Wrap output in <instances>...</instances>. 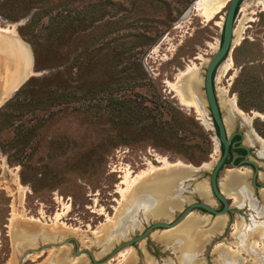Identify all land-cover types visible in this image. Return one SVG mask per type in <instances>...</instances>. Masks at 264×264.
Returning a JSON list of instances; mask_svg holds the SVG:
<instances>
[{"label": "rangeland", "instance_id": "rangeland-1", "mask_svg": "<svg viewBox=\"0 0 264 264\" xmlns=\"http://www.w3.org/2000/svg\"><path fill=\"white\" fill-rule=\"evenodd\" d=\"M194 1L0 0V26L17 33L30 68L23 89L0 104V264H18L26 248L31 249L19 264H230L223 254L236 255L239 264H264V248L259 247L264 237V194L252 187L239 211L219 215L226 216L220 230L212 228L215 215L192 209L187 218L207 214L210 219L195 235L160 239L180 228L184 217L176 226L154 228L134 244L122 246L105 262H92L86 251L74 254L85 248L101 260L115 244L150 222L170 220L189 202L202 199L189 185L164 188L157 200L180 198L168 215H153L140 206L129 217L132 226L128 224L124 234L109 235V224L104 225L122 209L117 186L125 170L130 168L135 176L147 161L157 165V155L201 165L194 184L208 183L220 145L202 78L215 50L212 46L220 40L226 5L205 20L193 9ZM260 8L254 0H239L233 21L236 31L220 60L229 53L232 67L216 81L217 65L213 80L227 133L243 132L248 157L258 165V182L264 178V155L248 136L252 130L264 139V10ZM241 24L243 37L235 43L232 39ZM196 53L202 54V62L193 58ZM192 58L198 63L197 97L209 126L165 83ZM230 97L242 115L232 110ZM144 109L149 113H138ZM227 167L228 163L219 170L218 185L231 173ZM160 173L155 170L157 176ZM211 197V205L219 207ZM227 200L231 207L238 205ZM249 226L255 235L247 237ZM96 227L104 228L97 233ZM255 240L259 245L253 244ZM128 247L134 252L125 259L116 255Z\"/></svg>", "mask_w": 264, "mask_h": 264}, {"label": "bare ground", "instance_id": "bare-ground-1", "mask_svg": "<svg viewBox=\"0 0 264 264\" xmlns=\"http://www.w3.org/2000/svg\"><path fill=\"white\" fill-rule=\"evenodd\" d=\"M256 2V5H259L261 8L260 10H264V0H254ZM227 3V0H195L193 4V9L197 10L198 13L203 16L205 20L211 19L214 14L219 12L222 8L225 7ZM247 17V16H246ZM222 18V17H221ZM247 21L253 20V17H247ZM243 23V22H241ZM216 24L220 25V22H216ZM218 25V26H219ZM245 27L243 24L239 26V32L238 34L232 39L233 42L237 43L243 37L241 35L242 28ZM233 33H235L236 28H233ZM4 34V35H3ZM3 36V37H2ZM218 42H216L212 47L215 49L217 47ZM23 44L17 33H15L14 29L10 26L7 27H1L0 26V102L8 96V94L15 88V86L27 75L26 71H28L30 68L25 63V56L23 53ZM229 54V53H228ZM227 54V55H228ZM226 59L220 64L219 70H220V76L217 77V80L219 78L226 74V72L232 67V59L230 55L227 56ZM193 58L200 59L201 62L204 60L202 57V54L196 53V55ZM193 58L185 65L183 69H179L178 72L175 74L173 80H165L166 86L174 92V94L177 96L180 103H184L186 105H189L193 108L194 112L198 116L199 120L204 124L208 125V122L205 118V114L203 110L201 109V105L199 102V99L197 97V88L196 86L199 84V78L197 69L199 68L197 66L198 63L193 61ZM206 59V58H205ZM201 65V64H200ZM217 66V68H218ZM216 68V69H217ZM217 71V70H216ZM28 73V72H27ZM215 79V76H214ZM224 94H227V90L225 88L222 89ZM216 93V88H215ZM223 94V96H224ZM217 96V94H216ZM218 99V97H217ZM219 102V101H218ZM230 106L233 111L236 112V114L242 115L243 112L238 109L235 103V98L230 97L229 99ZM260 114V113H259ZM245 120L247 122L250 120L248 116L245 115ZM209 126V125H208ZM228 130V129H227ZM246 138V135H245ZM249 142L253 144H257L260 147V153L261 155H264V139L261 138L259 135L254 133L252 130H249V136H248ZM156 161L158 162L157 165H154L152 162L147 161L146 168L143 170H140L136 173L134 176L132 174V170L130 168H127L125 170V174L120 181V184L117 186L118 191L120 194V199L118 200L119 208L121 206L122 209L115 208V213L117 210H119V213L117 215H112V217H108L106 219V223L109 224L108 234L109 235H121L124 234L126 231V226L130 223L129 217L132 216L133 211L138 209V207L142 206L143 209H148L153 215H168L171 207L177 206L178 202H180V198L176 199L175 197H172L171 199H174L170 201L169 198H166L162 200H157L156 198L158 196H162V193H159L162 189L173 187L176 185V179H175V172L182 171L184 168H193L196 169L198 167H194L190 164L183 163L181 161H169L163 156H156ZM205 164V163H204ZM160 169L163 171V174L157 176L155 174V170ZM248 167H237V169H229L231 172L229 176L227 177L225 182H222L219 184V188L221 191H223L232 201V204H238L241 205L242 202H244V199L249 198L250 194L248 193V187L245 182V176L248 172ZM146 179L145 181H141L142 179ZM160 182V183H158ZM145 183V184H144ZM208 183L206 182H200L198 184H194L192 191L198 193V195L202 198L203 201L212 204L213 199L210 195ZM181 188L182 186L179 185ZM178 186V187H179ZM138 187V188H137ZM137 188V189H136ZM138 189L142 190L141 193L146 196L139 197L136 199V194H138ZM261 191L264 194V187L261 188ZM169 191H167L168 193ZM141 197V199H140ZM147 199V201H146ZM180 204V203H179ZM125 211V212H124ZM124 212V213H123ZM193 212L190 211L185 218L181 221L183 222L186 219V222L180 226L177 230L170 232L168 235H162L160 236V239L168 241L169 239H172L173 236L177 235H183L186 233V235H195L197 232L199 233L201 226H203L205 223L210 221L207 214L197 215V216H189L188 215ZM123 213V214H122ZM122 214V215H121ZM121 215L120 222L118 221V217ZM223 215V214H221ZM226 216H219L215 215L213 222H212V228L220 230L226 220ZM58 219V214L55 216V220ZM55 222V221H54ZM180 222V223H181ZM134 223V220H133ZM178 223V224H180ZM209 223V222H208ZM101 224V223H100ZM177 224V225H178ZM256 225V224H254ZM253 225V226H254ZM62 226V225H59ZM129 226L131 227L132 224ZM176 226V225H175ZM234 227H237V225H234ZM252 226L247 227V237L250 235H255V232L251 230ZM104 227H96L94 230L98 233L99 230H101ZM246 228V229H247ZM72 229H74L72 227ZM76 229V228H75ZM259 229V227H257ZM254 230V229H253ZM256 230V229H255ZM207 231V230H206ZM209 231V230H208ZM247 231V230H246ZM157 232H153L155 235ZM205 234V233H204ZM258 234V233H257ZM209 234H207L208 236ZM262 235V234H261ZM242 239V236H238ZM246 237V238H247ZM183 238V237H182ZM245 238V240H246ZM256 238V237H254ZM259 238V237H257ZM253 239V238H252ZM261 242L263 245L259 246L260 249L264 248V237H261ZM196 240V239H195ZM251 240V239H249ZM194 245L197 246L198 242H193ZM245 243V242H244ZM242 243V244H244ZM248 243V241H247ZM260 241L255 240L253 242L254 245H259ZM203 244V243H202ZM188 247V246H187ZM241 247V246H240ZM248 247V245H247ZM256 247V246H255ZM258 247V246H257ZM256 247V248H257ZM199 248V247H197ZM259 249V248H258ZM257 249V250H258ZM181 250V249H180ZM185 252L189 251L184 247ZM200 250V249H199ZM134 252L132 247H128L125 250H122L118 252L116 255H121L123 259L125 257ZM256 252V251H255ZM134 254V253H133ZM253 254V253H252ZM181 255H184L181 251ZM225 256V262L228 261L230 264H239L240 260L239 257L232 254H223ZM131 256V255H130ZM185 257V256H184ZM130 258V257H129ZM185 260L188 259L187 257L184 258ZM131 260V259H130ZM224 262V263H225ZM260 263V262H259ZM256 264V263H255Z\"/></svg>", "mask_w": 264, "mask_h": 264}, {"label": "water", "instance_id": "water-1", "mask_svg": "<svg viewBox=\"0 0 264 264\" xmlns=\"http://www.w3.org/2000/svg\"><path fill=\"white\" fill-rule=\"evenodd\" d=\"M238 1L239 0H227L224 16L222 20V26H221V37L217 44V47L210 54V56L208 57L205 63L204 70H203V78H202L203 90H204L207 108L209 110V114H210V117L213 123V127L215 128V134H216L217 141L220 145V153L215 159V161L213 162L210 168L209 174H208V185H209V191L211 195H213V197L220 203V207H213L211 204L203 201L202 199L193 200L189 202L188 204H186L185 206H183V208L172 219L154 220L150 222L149 224H147L141 232L131 236L130 238L126 240H122L121 242H118L117 244L113 246L111 251L101 260H95L91 252L87 250H83L85 248H82V250L80 249L81 251L79 249L78 251H75L74 252L75 255L79 254L82 251H86L88 252L89 257L92 262L102 263V262L107 261L109 258H111L117 252L119 248H121L124 245L134 244L137 240L149 234V232L152 229L168 228V227L174 226L179 221H181L192 209H199L201 211H205L213 215H221L226 212L227 213L232 212L233 210L239 211L240 210L239 205H236L233 207L229 206V201L227 200L229 196H226L223 193V191H221L218 185V180H217L219 170L223 167L224 164H226L225 159L227 157L229 148L239 147L245 150V153L243 155L241 153H233L231 155L228 161L229 167H227V169H233L239 166H246L248 167V169L251 170L250 178L246 181L248 182L247 187L249 185L248 193L251 194V189L253 187H256L257 189H261L264 187V178L260 182H257L258 181L257 180L258 170H259L258 165L254 159L248 157V155L250 154V149L247 145H245L242 142L243 137H244L243 132H241L240 130H233L227 133L226 127L223 122V117L220 112L217 96L215 93V86L213 82L215 68L220 62V60L223 58V56H225V54L228 52L230 45H231V35L233 32L232 30H233L234 13H235ZM31 59H32V55H31ZM26 78H27V75L15 86V88H13V90H11L8 96L13 91H15L18 88V86H20L24 82ZM8 96H6L0 102V104L5 99H7ZM234 134L238 135V137L236 139H231V137ZM236 156H241V158L237 161H233V159ZM249 165H251V167ZM198 166L200 167L201 165H198ZM198 168L196 169L184 168L182 169V171L175 172L176 185H174L173 187L178 188L179 185L183 187H185V185L186 186L189 185V189L192 190L194 183L198 180L195 178L196 177L195 170H197ZM164 194H166V192ZM72 239L74 238L72 237ZM30 249L31 248H26L22 251L21 255L18 258V264L21 262L25 254H27V252Z\"/></svg>", "mask_w": 264, "mask_h": 264}, {"label": "flooded vegetation", "instance_id": "flooded-vegetation-1", "mask_svg": "<svg viewBox=\"0 0 264 264\" xmlns=\"http://www.w3.org/2000/svg\"><path fill=\"white\" fill-rule=\"evenodd\" d=\"M238 137V135H236V134H234L232 137H231V139H236ZM233 153H241L242 155L245 153V150L244 149H242V148H239V147H237V148H229V150H228V153H227V157H226V159H225V162L226 163H228V161H229V159H230V157H231V155L233 154ZM241 158V156H236L234 159H233V161H237V160H239ZM250 167H251V165H249ZM258 182V181H257ZM253 189H257L256 187H253ZM219 207H220V203H219Z\"/></svg>", "mask_w": 264, "mask_h": 264}, {"label": "trees", "instance_id": "trees-1", "mask_svg": "<svg viewBox=\"0 0 264 264\" xmlns=\"http://www.w3.org/2000/svg\"><path fill=\"white\" fill-rule=\"evenodd\" d=\"M238 2H239V1H238ZM237 4H238V3H237ZM220 37H221V35H220ZM33 53H34L35 56L37 55L35 49L33 50ZM29 79H30V77L26 78V79L24 80V82H23L20 86H18V88L14 91V93L16 94L19 90H22L23 87H24V84H26V83L29 81ZM14 93H13V94H14ZM10 99H11V98H10ZM9 103H10V100H9ZM138 113H141V114L145 115V114L149 113V109H144V110H141V111L139 110Z\"/></svg>", "mask_w": 264, "mask_h": 264}]
</instances>
